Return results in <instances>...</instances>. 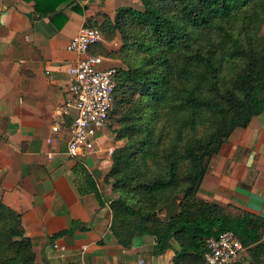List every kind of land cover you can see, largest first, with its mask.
Returning <instances> with one entry per match:
<instances>
[{"label":"trees","instance_id":"16d2710c","mask_svg":"<svg viewBox=\"0 0 264 264\" xmlns=\"http://www.w3.org/2000/svg\"><path fill=\"white\" fill-rule=\"evenodd\" d=\"M138 1L86 25L119 44L93 52L120 64L111 67L109 121L124 145L104 178L112 236L125 249L150 236L154 255L173 250L174 264H206L207 240L229 231L251 264H264V218L198 196L231 135L264 114V0ZM77 169L79 193L104 206L95 181ZM175 196H183L180 213L164 221L162 208ZM35 261L21 215L0 199V264Z\"/></svg>","mask_w":264,"mask_h":264},{"label":"crops","instance_id":"0c3cea01","mask_svg":"<svg viewBox=\"0 0 264 264\" xmlns=\"http://www.w3.org/2000/svg\"><path fill=\"white\" fill-rule=\"evenodd\" d=\"M134 1L0 0V199L21 215L35 264H174L173 250L153 254V237L125 249L112 236L113 193L104 178L124 142L104 128L90 155L67 154L74 112L65 115L64 106L76 61L68 45L88 21L114 18ZM109 45L119 46L117 40ZM119 65L106 59L105 67ZM79 167L95 181L104 206L79 193ZM198 196L264 218V114L231 135L210 162ZM233 264H251L247 252Z\"/></svg>","mask_w":264,"mask_h":264},{"label":"built area","instance_id":"2783aa9c","mask_svg":"<svg viewBox=\"0 0 264 264\" xmlns=\"http://www.w3.org/2000/svg\"><path fill=\"white\" fill-rule=\"evenodd\" d=\"M107 43L98 28L83 26L68 45V50L76 55V61L68 70L64 106L65 115L74 112L68 129L67 151L72 159L84 158L95 150L97 136L108 124L113 111L116 69L105 67L106 59L91 52L93 47ZM53 248L60 252L65 250L56 244ZM206 248V264H233L246 251L229 231L219 238L208 239Z\"/></svg>","mask_w":264,"mask_h":264},{"label":"water","instance_id":"95a60500","mask_svg":"<svg viewBox=\"0 0 264 264\" xmlns=\"http://www.w3.org/2000/svg\"><path fill=\"white\" fill-rule=\"evenodd\" d=\"M183 199V196H175L169 203L163 206L162 219L168 221L173 219L180 213V202ZM156 241V240H155Z\"/></svg>","mask_w":264,"mask_h":264},{"label":"rangeland","instance_id":"374dc122","mask_svg":"<svg viewBox=\"0 0 264 264\" xmlns=\"http://www.w3.org/2000/svg\"><path fill=\"white\" fill-rule=\"evenodd\" d=\"M139 5H140V3H139V1H137V2H132L131 3V6H133V7H135V8H138L139 7ZM115 44V43H114ZM102 46H108L107 48H115V45H109L108 43L107 44H105V45H102ZM99 47H97V49H98ZM96 49V50H97ZM117 128V126H116V124L115 123H112V121H109L108 122V124L105 126V129H106V131L107 132H109L108 134H110V135H113V131H114V129H116Z\"/></svg>","mask_w":264,"mask_h":264}]
</instances>
